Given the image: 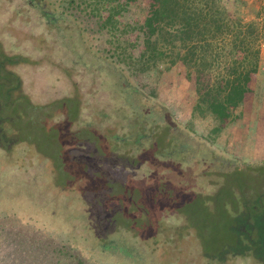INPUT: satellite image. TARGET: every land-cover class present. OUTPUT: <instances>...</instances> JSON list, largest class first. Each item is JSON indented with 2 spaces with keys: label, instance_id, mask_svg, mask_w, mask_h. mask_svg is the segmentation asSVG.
<instances>
[{
  "label": "rangeland",
  "instance_id": "rangeland-1",
  "mask_svg": "<svg viewBox=\"0 0 264 264\" xmlns=\"http://www.w3.org/2000/svg\"><path fill=\"white\" fill-rule=\"evenodd\" d=\"M70 1L0 0V119H5L0 130L7 139L0 142V196L24 197L34 205L18 207L13 213L0 210V264H104L51 222L72 217L79 235L94 225L95 238V219H88L95 211L81 191L89 180L76 177V164L94 167V150L101 147H119L123 153L136 150L134 143L116 144L114 137L130 140L142 127L150 132L156 121L154 127L164 128L165 120L148 114L147 108L154 105L165 106L171 120L193 136L195 145L215 150L219 158L202 154L180 172L149 161L131 168L104 162L98 164L101 176L111 175L115 187L123 183L140 193L160 185L166 195L175 185L185 189L181 193L186 197L198 195L206 200L208 211L194 219L166 203H156L157 233L150 237L138 230L149 223L147 209L112 199V213L125 208V203V212L137 218L118 212V228L110 238L135 248L139 259L149 264H264V255L257 254L264 253V199L260 202L259 196L264 194V45L252 93L232 112V121L215 133L219 124L210 114H194L196 85L187 78L182 63H161L149 71H131L123 63H113L109 33L99 32L94 18L72 8ZM240 1L222 3L235 17L255 20L259 5L255 0ZM44 5L56 14L54 22L43 17L40 7ZM148 14V0L139 1L120 18V31L143 24ZM134 33L123 35L122 41L135 43ZM143 143L150 146L152 142ZM172 161L177 164L180 159ZM240 172L248 175L246 183L252 186L244 190L245 195L246 184L239 186L233 176ZM219 190L221 216L214 209ZM246 200L251 201L252 217L238 228L255 240L257 251L245 241L246 236L232 230L231 213H245ZM48 214L56 218L50 222ZM98 242L94 239V246Z\"/></svg>",
  "mask_w": 264,
  "mask_h": 264
},
{
  "label": "trees",
  "instance_id": "trees-1",
  "mask_svg": "<svg viewBox=\"0 0 264 264\" xmlns=\"http://www.w3.org/2000/svg\"><path fill=\"white\" fill-rule=\"evenodd\" d=\"M139 1L141 0H71L70 3L73 5L72 8L74 7L82 13L88 12L87 16L94 18L99 32L109 33L111 37L109 42L113 45L109 57L113 63H123L131 71L135 69L149 71L161 63H169L172 66L182 63L187 78L194 81L196 85L197 102L193 109L194 114H199L202 117L210 114L219 124L214 132H221L223 127L232 121V112L243 106L246 99L249 98L253 84L256 82L254 77L260 70L261 48L264 45V0H255L259 8L255 11L256 19L251 22H246L244 17H235L225 7L222 0H148L149 14L145 22L121 32L120 18ZM240 2L245 3L242 0ZM40 9L44 18L51 23L55 21L56 14L54 12L47 10L45 5ZM133 33L136 37L135 43L128 39L122 41L123 35H132ZM130 50H138V56L130 53ZM0 69H3V66L0 65ZM123 78L125 76L121 77V79ZM124 80L129 83L126 79ZM122 89H125L124 86ZM160 108L166 114L161 113ZM147 109H149L148 114L150 113L151 117L157 116L160 121L165 120L167 125L164 128H161L160 124L158 128L154 127L159 122L156 121L150 132L147 133L146 129L142 127L140 133L133 135L130 140L119 135L114 137L116 144L134 143L133 148L136 150L130 149L123 153L119 147L113 149L101 147L94 150V167L83 162V164L80 162L76 164V177L85 176L89 180V183L81 191L85 201L91 206L93 205L95 215L94 213L89 214L88 219H95V235L100 234L101 237L95 236L94 238V225L93 231L87 228L84 234L79 235L75 228L77 225L73 224L75 219L68 217L61 222L54 220L56 215L48 214L49 220H54L52 222L50 220L51 224H54L53 226L58 225L62 231H68L75 238H73L75 244L81 242L91 257L104 264H149L143 259H139L140 255L136 253L135 248L110 238L113 236L112 233H115L116 224L119 222L116 219L117 215L119 216L118 212L124 213L126 216L129 215L131 218H137V215L125 212V208L128 207L125 203L122 204L125 208L112 213L109 209L112 199L122 198L123 202L132 203L131 205L136 209L146 208L151 217L149 223L139 224L141 227L139 229L137 224H132L131 227L150 237L157 233L156 203H166L190 214L194 219L197 218L195 217L197 214H203V210L208 211L205 209L208 208L206 200L203 201L198 195L186 197L181 193L185 189H176L175 185L170 187L172 192L170 194L167 192L166 195L162 193L160 185L149 192L140 193V190L125 186L123 183L122 185L118 184L119 187H115L113 184L116 183L112 180L110 173L106 174L110 176H101L103 171L100 169L101 165L98 164L104 162L113 165L123 164L125 167L131 168L149 161L151 164L157 163L156 165L162 169H174L176 172H180L183 165L188 166L190 163L199 161L202 154H205V157H209L207 155L211 154V159L219 158L215 150L201 149L195 145L192 142L193 136L188 134V131L177 122L171 120L165 106L154 105ZM4 120L1 117L0 129ZM160 130L162 131L159 132ZM61 138L62 145L64 137ZM143 141L152 143L150 146H144ZM0 142H3L1 144L7 142L1 130ZM4 147L6 148V145ZM79 154L78 158H81L82 153ZM174 157L179 158L180 162L176 164L175 161H172ZM160 158L163 161L160 162ZM188 161H190L189 164ZM65 171L63 170L64 173H66ZM93 171L94 176H90ZM244 175L245 173L242 172L233 174L237 177L236 180L240 181L239 186L242 183L246 184L242 188V195L247 194L244 192L246 188H252L246 183L248 175L246 174V177ZM68 183L72 184L70 181ZM229 188L232 190V187ZM170 189L168 187L165 190L169 191ZM222 191L219 190L217 193L216 203L213 201L214 209L219 210L217 214L221 212L220 208H223L219 205L222 201ZM150 194L155 195L150 196ZM88 196H93L94 199ZM259 196L260 202H263L264 194ZM0 200H2L0 210L8 213H13L14 209L22 207H34L32 201L29 200V202L24 197L18 199L10 195H1ZM245 204H249L245 213H237L233 216L230 212L231 217H229L234 220L232 230L238 236H246L245 241L257 251L258 246L255 240L254 242L252 238L249 240L247 231L238 228L242 223L244 226L247 222L249 223L252 217L251 201L246 200ZM191 206L194 209H191ZM218 216L221 215L218 214ZM96 238L99 242L94 246ZM252 243L256 245L255 248ZM257 254L264 255L258 251Z\"/></svg>",
  "mask_w": 264,
  "mask_h": 264
}]
</instances>
